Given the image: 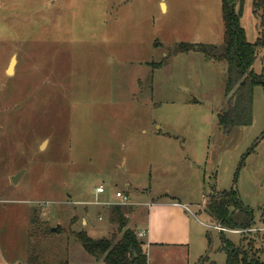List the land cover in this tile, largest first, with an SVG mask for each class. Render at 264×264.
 <instances>
[{
	"label": "rangeland",
	"instance_id": "374dc122",
	"mask_svg": "<svg viewBox=\"0 0 264 264\" xmlns=\"http://www.w3.org/2000/svg\"><path fill=\"white\" fill-rule=\"evenodd\" d=\"M235 12L246 39L263 43L253 69L264 79V13L254 0ZM224 30L222 0H0V244L10 257L105 264L73 234L120 236L111 220L119 190L133 203L130 228L146 227L151 206L181 203L189 264L226 262L204 206L212 186L235 190L243 209L234 220L262 223L264 84L253 89L252 124L226 133L227 63L172 54L183 42L220 47ZM224 236L241 245L245 234ZM158 252L152 264H163Z\"/></svg>",
	"mask_w": 264,
	"mask_h": 264
},
{
	"label": "trees",
	"instance_id": "16d2710c",
	"mask_svg": "<svg viewBox=\"0 0 264 264\" xmlns=\"http://www.w3.org/2000/svg\"><path fill=\"white\" fill-rule=\"evenodd\" d=\"M238 2L241 4L242 0H222L225 30L223 44L220 47L183 42L172 50L174 55L192 50L199 51L210 59L227 63L226 95L230 108L218 117L219 125L226 133L231 132L234 127L252 124L253 89L258 83L264 84L262 76L257 75L253 69L256 47L263 43L259 40L251 43L246 39L235 12ZM254 11L257 14L264 13V0H254ZM129 208L128 205L111 206V220L119 226L120 236L112 234L110 237L92 238L85 230H81L74 232L75 240L94 260L103 261L105 264H149L146 242L138 236L137 230L128 226ZM242 209V201L235 190L222 192L212 186L205 202L204 213L215 223L222 224L228 231L237 230L245 234L241 245H236L225 238V231L220 232L221 249L227 254L226 262L223 264H264V233L256 230L247 231L255 225H251L250 222L240 223L233 218L234 213ZM34 223L32 220V224ZM41 232L44 237L51 233L47 226L43 230L41 228ZM37 235L32 227L31 238H36ZM207 235L211 245L210 233L208 232ZM27 264H42L41 253L31 251ZM58 264H69V262L66 260ZM199 264L220 263L209 261L206 255Z\"/></svg>",
	"mask_w": 264,
	"mask_h": 264
},
{
	"label": "crops",
	"instance_id": "0c3cea01",
	"mask_svg": "<svg viewBox=\"0 0 264 264\" xmlns=\"http://www.w3.org/2000/svg\"><path fill=\"white\" fill-rule=\"evenodd\" d=\"M164 9L167 8V3H163ZM13 71V70H12ZM101 181V180H100ZM110 206V205H109ZM156 208V209H155ZM185 206L176 202L158 203L151 206L149 215L144 220L146 221L145 237L143 240L146 242V249L149 257V264H152L151 250H159L162 257L163 264H189L187 244L189 240L190 219L184 213ZM264 217L262 216V223ZM83 223L86 224L87 220L83 218ZM183 223L184 228L181 233H172L168 231L170 225ZM261 223V224H262ZM256 225L258 227L262 225ZM138 231V230H137ZM0 264H23L22 258H12L9 256V251L4 250L0 244ZM150 255V256H149ZM25 264V262H24Z\"/></svg>",
	"mask_w": 264,
	"mask_h": 264
},
{
	"label": "built area",
	"instance_id": "2783aa9c",
	"mask_svg": "<svg viewBox=\"0 0 264 264\" xmlns=\"http://www.w3.org/2000/svg\"><path fill=\"white\" fill-rule=\"evenodd\" d=\"M96 191L98 193H103L105 191V186L100 183L97 188H96ZM115 196L116 198L118 199L119 198V201H117L116 203H113V204H119V205H132V201H131V198L126 194V193H123L122 191H117L115 193ZM262 226L258 227V226H255L254 228H251V229H248L247 231H253V230H256V231H260V232H263L264 233V224L262 223L261 224ZM217 230H219L220 232L221 231H228V229L224 226H222V224H216L214 226ZM138 236L141 238L145 235V231H138L137 232Z\"/></svg>",
	"mask_w": 264,
	"mask_h": 264
},
{
	"label": "water",
	"instance_id": "95a60500",
	"mask_svg": "<svg viewBox=\"0 0 264 264\" xmlns=\"http://www.w3.org/2000/svg\"><path fill=\"white\" fill-rule=\"evenodd\" d=\"M16 63V56H14L11 60L10 66L8 68V73H11V69H14V64ZM14 182H17L16 177H13ZM264 222V219H263ZM52 231L59 232L60 231V226L58 225L57 227H53Z\"/></svg>",
	"mask_w": 264,
	"mask_h": 264
},
{
	"label": "bare ground",
	"instance_id": "6f19581e",
	"mask_svg": "<svg viewBox=\"0 0 264 264\" xmlns=\"http://www.w3.org/2000/svg\"><path fill=\"white\" fill-rule=\"evenodd\" d=\"M13 68L10 70L12 72Z\"/></svg>",
	"mask_w": 264,
	"mask_h": 264
}]
</instances>
